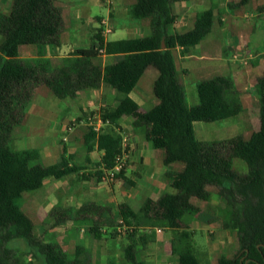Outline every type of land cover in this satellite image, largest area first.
Here are the masks:
<instances>
[{
    "label": "trees",
    "instance_id": "trees-1",
    "mask_svg": "<svg viewBox=\"0 0 264 264\" xmlns=\"http://www.w3.org/2000/svg\"><path fill=\"white\" fill-rule=\"evenodd\" d=\"M184 1L187 0H137L130 15L136 19L150 18L151 36L106 43L103 30L99 29L89 49L75 52L78 57L70 61L71 73L64 77L57 76L50 60L23 61L19 57L21 47L54 41L64 30L62 11L55 0H13L10 10L0 14V264H19L11 247L19 241L25 242L44 264H89L81 257V247L71 258L60 245L38 239L34 221L20 206L24 194L41 190L47 179L60 180L80 171L71 164L73 157L64 146L57 163L36 164L38 152L14 150L11 139L15 129L27 119V106L38 84L60 99H75L81 91L97 90L103 83L123 96L114 109L103 112V122L117 124L124 117L134 118L135 125L144 128L152 147L164 152L166 165L182 166L181 171L170 174L174 193L164 194L156 201L149 199L139 213L121 205L122 221L129 224L139 217L154 216L168 229L178 230L186 216L200 213L193 200L210 202V188H215L230 212L226 227L237 233L240 248L239 256L230 259L223 255L218 264H264V72L256 86L261 130L249 139L239 137L226 143L200 141L196 123L233 119L241 115L244 107L232 79L225 77L201 83L199 104H187L174 51L181 48L187 53L198 46L212 30L214 12L199 13L189 31L170 33L177 18L174 5ZM250 1L242 0L241 4ZM102 49L108 55L119 56L118 59L104 69L91 67L87 60L96 58ZM151 67L159 73L153 88L158 104L143 111L128 95ZM95 142L103 152L101 169L95 176L103 182L105 170L114 168L125 148L121 136L98 134L92 128L86 139L89 151ZM236 160L245 165V173L238 170ZM125 171L126 167L116 179L122 178ZM88 222L91 237L101 240L104 224L97 219ZM181 237L187 238L189 234L182 233ZM181 247L179 264H201L192 242ZM135 249L133 244L126 247L127 260L131 264H146L137 260Z\"/></svg>",
    "mask_w": 264,
    "mask_h": 264
},
{
    "label": "rangeland",
    "instance_id": "rangeland-1",
    "mask_svg": "<svg viewBox=\"0 0 264 264\" xmlns=\"http://www.w3.org/2000/svg\"><path fill=\"white\" fill-rule=\"evenodd\" d=\"M69 1L63 0L62 2L66 4ZM241 1L230 0L229 6L232 9L247 6L248 13L246 19H248L249 28L254 31L252 35L251 55H244L243 57H238L237 55V59L241 61L240 63H242V67L245 70L240 68L236 82L242 84L245 78L249 79L246 81L248 91L244 93V98L247 99L245 102L247 112L240 116L235 123L228 126L230 131L228 134L223 132L213 134L209 131L206 132L204 130L205 127H202L206 126L213 129L219 124L196 123L195 131L199 138L209 142L217 140L219 136L224 137V140L236 137L249 139L254 133L261 130V115L256 88L261 71L260 69H253L252 59L254 53H264V45L260 43V40L262 42L264 40V17H257L258 12H261L263 14L261 16H264V0H252L245 5L241 4ZM12 2L13 0H0V14L8 12ZM84 4L88 7L86 12L88 14L82 20L85 30L81 32V37L77 36L76 38L70 39V46L81 45L83 48H87L93 38L92 26H98L90 18L94 16H108V7L102 1L85 0ZM85 5L83 6L86 7ZM207 9L202 8L199 10V13ZM183 11L185 12V8L180 5H174V12L178 15V18ZM111 14L112 22L119 17L127 18L131 16L129 8L126 9L123 6L120 7V10L117 7L113 8ZM252 16H255V20ZM225 31L229 37L233 34L228 27ZM172 32L173 28L170 29V33ZM260 60H262L261 64L264 66V54L260 57ZM250 70L252 71L250 72ZM178 72L185 88L186 102L189 106H194L198 102L196 91L197 77L194 73L185 77L182 71L180 72L178 70ZM33 92L34 97L27 106V119L24 122L26 126L15 129L11 139V147L14 150L35 149L40 156V160L36 161V164L47 165L58 161L63 147L66 146L69 154L73 156L72 163H76L77 161L83 167V170L78 175L70 176L62 181L47 179L46 182L49 180L50 182L43 189L35 193H25L23 200L20 201V206L34 221L35 233L38 239L44 243L60 245L71 258L76 256L77 248L81 247V257L89 261V264H131L125 254V249L129 244L135 245V253L138 261H143L146 264H163L162 260L165 258L163 253L164 248L160 242V238L162 242L166 241L170 236L168 231L171 233L175 243L170 244L171 248H176L175 253L181 250L183 244L190 243L193 240L195 251L201 264H218V259L223 255L228 256L230 259L240 255L237 233L226 227L230 212L224 198L218 194L215 188H210L212 192L210 202L197 199L193 200L194 204L200 210V213L197 216H186L184 224L178 232H172L154 216L149 218L139 217L138 220H130L129 224L123 222L118 215V209L126 201L125 198L120 196L122 192L126 191L124 181L118 178L112 182L103 181L99 183L95 177L97 171L101 169L97 166L98 161H100L99 153L95 152L92 155H87L88 150L81 142L77 140H74L72 143L69 140L65 141V136L68 137L70 134L66 135L65 132L60 130L61 127L58 128L52 125V120L55 119L56 115L63 113L64 116H68L78 109V105L75 102H66L62 107L61 101L54 98L43 99L39 96L40 94L43 95L42 92H39L35 96L36 89L34 88ZM120 96L118 95V97ZM151 96L154 99L152 90ZM103 99V108H105L107 107L106 104L114 101V96L110 97L109 94H105ZM78 101L79 106L82 108H86L85 104L89 101L96 104L92 109L85 110L88 112V115L83 114V117L79 119H67V121L63 122L66 125V132L70 127L93 122L96 124L97 121H94L95 118L102 119L96 97L88 98L87 95L82 94ZM147 106H143L142 109L147 111L152 108L151 105L149 107ZM129 121L128 118H125V123L122 128L120 125L115 126V124L109 123L102 129L104 133L122 137L123 145L127 149L125 151L127 171L131 166H136L132 161H141L136 157L140 154L139 152L146 153L143 145L144 141L152 153L155 155L160 153L158 150L153 149L151 144L144 139V133L142 131L138 132L130 128ZM93 125L91 126L93 127ZM75 136L77 135L75 134ZM71 139L73 140L72 135ZM137 146L140 147L139 150H137ZM87 157L93 164L86 161ZM159 164V161H156L155 165L159 166ZM137 166L140 170L139 173L142 174L143 168L146 166L143 163ZM236 167L240 172H246L245 165L238 160H236ZM178 168L176 169L175 167V170L171 171L169 168L162 167L165 173L164 181L167 184V189L164 194L175 192L171 187L172 179L170 174L179 172ZM132 172L135 171L133 169L130 170L129 177H131ZM86 178H89V181ZM116 183H120V189H114ZM103 187L106 190V197L98 195L99 192L104 190ZM117 197H120L118 201L120 205L117 203L113 206L111 202L112 200L115 201ZM105 201H110V203ZM91 219H97L104 224L101 240H96L90 236L89 228L91 225L88 221ZM108 225H112V227ZM186 230H188L186 233L189 234V237H180ZM131 234H134V237ZM162 234L163 236L159 238V235ZM11 247L19 264H44L40 257L38 258L31 253L25 242L19 241L12 244Z\"/></svg>",
    "mask_w": 264,
    "mask_h": 264
},
{
    "label": "crops",
    "instance_id": "crops-1",
    "mask_svg": "<svg viewBox=\"0 0 264 264\" xmlns=\"http://www.w3.org/2000/svg\"><path fill=\"white\" fill-rule=\"evenodd\" d=\"M62 1L63 0H55V3H56V6L59 7L62 11L64 25H65L64 30L58 35V37L54 41L47 42L41 45H31V46L21 47L20 55H19L20 59H22L23 61H31V60H37V59L50 60L55 73L59 77H64L71 73V71L69 70L71 67L70 61L78 57L75 55V52L78 50L89 49L92 43L91 42L87 48H83L81 45H77V46L69 45V41L71 38H76L77 36L81 37V34H82L81 32L85 30V27L82 24V20L88 14L86 13L88 7L84 4L85 0H75V1L70 0L66 4H64ZM98 1H102V3L106 7H108V16L107 17L94 16L91 18L88 17L93 21V23L98 24V26L96 27L92 26L91 28L93 37L94 35H96L99 29L103 30L102 35L106 43L126 40V39L145 38V37L151 36L152 25H151L150 18L136 19L131 16H128L127 18L119 17L114 22H112L111 20V15H112L111 12L113 8L117 7V9L120 10V7L123 6V7H126V9L129 8V13H130L131 7L135 5L137 0H98ZM229 1L230 0H187L184 2H178L175 5H180L181 7L185 8V12L183 11V13H181L179 18H178V15L174 12L177 18L175 20V23L171 27L173 28L172 33L189 31L194 27L195 20L199 14L200 9L208 8L207 10H213L214 12V23H213L212 30L210 34L198 46L194 47L192 50H190V52H187V53H184L183 49L181 48H177L174 51V58H175L177 70H179L180 72L182 71L185 77L190 76L191 73H194L195 76L197 77L198 82L196 84V91H197V98H198L197 103L198 104H199L198 86L201 83L210 81L216 77L230 78L232 79L234 83V89L239 95V98L243 104L244 110L241 113V115L233 119L212 123V124H219L217 125V127L213 129H210L209 127H206V126H202V127H205L204 130H206V132L209 131V132H212L213 134H220L221 132L225 134L230 133L228 126L235 123L236 120L240 116L246 114L247 112V109H246L247 106L245 104L247 99L244 98V93L248 91V84L246 83V81H248L249 79L245 78L242 84H238L236 82V78H237V75L239 74L240 68H242V70H245L242 67V63H240L241 61L238 60L237 58L243 57L244 55L246 56L251 55L250 51H251V46H252L251 45L252 37H253L252 35L254 31L251 28H249V22H248V19H246L247 13H248V8H246L247 6L246 7L242 6L239 9L237 8L232 9V7L229 6L230 4ZM83 5H85L87 8L84 7ZM261 15L263 14L261 12H258L257 17H264ZM252 17L255 20V16H252ZM227 27L233 33L231 37H229L225 31ZM107 28L109 32H107ZM1 40L2 38L0 37V42ZM260 43L264 45V40L263 42L260 40ZM254 54H253L254 57L252 59V63L254 66L253 69L255 68L260 69V71L263 74L264 66L261 64L262 60H260V57L264 53H261V54L254 53ZM118 57L119 56L117 55H108L106 51L104 50V52L100 53L96 58H91L87 60V62L90 64L91 67H99L101 69H104L107 66V64L114 63L118 59ZM252 70H250V72ZM261 72L259 75L262 76ZM158 75L159 73L155 68H152V67L148 68L144 76L139 81L135 90H133V92L130 95H128V97L132 101H134L140 107L141 110H143L142 109L143 106L148 105L147 107H149L151 105L153 108L154 106L158 104V101L156 100L155 96H154V99L151 96V90L153 91L154 83L157 80ZM261 76H259V78ZM34 89H36L35 96H37L39 92H42L43 95L40 94L39 96H41L43 99L54 98L56 100H59L61 101L62 107L66 102L67 103L75 102V104L78 105V109L70 113L68 116H64L63 113L56 115L55 119L52 120V125H55L58 128L61 127L60 130L65 132L66 135L70 134L68 137L65 136L66 138L65 141L69 140V142L72 143L74 140H77L81 142L83 146L87 148V150H88V145L86 144V139L90 133V130L93 128L98 134L104 133L102 132V129L104 126H106L109 123H104L101 118L100 119L95 118L94 121L95 120L97 121L96 124H94V122L89 123V124H81L79 126L68 128L67 132L65 131L66 125H64L63 122L67 121V119H76V118L79 119L83 117V114L88 115V112H86L85 110L87 109L89 110L90 108L92 109L94 105L96 104L94 102L89 101L85 104L86 108H82L81 106H79L78 100H80V97L82 96V94L87 95L88 98L96 97L98 99V106L100 108L101 117L105 110L114 109L119 104V101L123 99L122 95L120 96V94L116 90L107 86L104 83L97 90L86 89L84 91H81L75 99L70 98V97L65 98V99H60L57 96H55L46 86L42 84H38ZM105 94H109L110 97L114 96V101L116 102L111 101L108 104H106L107 107L103 108L104 107L103 97ZM118 95L120 97H118ZM132 95L135 96V98H133ZM197 103L194 104V106L198 105ZM152 108H150L149 110H151ZM125 118H128L130 120L129 121L130 126H131L130 128L138 132L142 131L144 133V139L147 142H149L146 138V133H145L144 128L136 126L135 125L136 120L132 117L122 118L117 124H115V126L120 125L122 128L125 123ZM50 125H51V122H50ZM91 125H93V127ZM21 126L23 127L26 126V123L22 124ZM21 126L19 127L21 128ZM75 131H77V133H75ZM75 134L77 136H75ZM71 135L73 136V140L71 139ZM196 135L200 141L209 142V141L202 140L201 138H199L197 133ZM237 138L239 137L224 140L225 139L224 137L222 138L219 136L217 140H212L211 142L226 143V142L232 141ZM143 145H144V150L146 153L139 152L140 154L136 156L141 161H132V163L135 164L136 166H131L128 169V171L126 168L124 176L122 178H119L124 181V186L126 187V191L122 192V194L120 195L122 196V198H125L126 201H124L121 205L123 204L128 205L136 213H139L141 211L142 207L145 205V203L149 199H152L154 201L158 200L164 194L165 190L167 189V184L164 181L165 173L162 167L169 168L171 171H173L175 170L174 169L175 167L177 169L179 166L178 170L179 171L182 170V166L180 165L173 164V165L167 166L164 161V152L162 150H158L160 153L158 155L157 154L155 155L154 153L151 152V150L149 149V146L145 144V141ZM139 149L140 147L137 146V150ZM32 150H35V149H32ZM87 152H88L87 155H92V153L98 152L100 161H101L103 152H100L98 150V142H95V147L92 148L91 151L88 150ZM67 153L69 156L73 157L71 154H69L68 150H67ZM39 160H40V156H39ZM86 161L88 163L93 164L92 161H90L88 157ZM100 161H98L97 166L100 165ZM156 161H159L160 163L159 166L155 165ZM42 162L44 163V161ZM57 162L58 161L51 163V164H47L45 166L53 165ZM72 162L71 164L79 167L80 171L70 176L78 175L83 170V167L79 165L77 161L76 163H72ZM140 163H143V165L146 166L145 168H143L142 174L139 173L140 170L138 169V166H137ZM132 169L135 172H132L131 177H129V171ZM66 178H63L57 181H62ZM86 180L89 181V178H86ZM48 182H50V180ZM48 182H45L44 187L46 186ZM120 187H121L120 183L119 184L116 183L114 185L115 190L117 188L120 189ZM105 191H106L105 189L102 190L101 192L98 193V195L102 197H106ZM116 196H119V195H116ZM119 198L120 197H117L115 201L112 200L111 204L114 206L117 203H119L118 202ZM107 203H110V201ZM118 205H120V203ZM120 206L118 209L119 217H120ZM179 230H181V228L178 230H171V231L178 232ZM186 232H188V230H186L183 233H186ZM168 233L170 234L169 238L163 242L160 236H163L164 233L162 235H159L160 242L163 244V248H164L163 253H164L165 258L162 260L163 264H179V254L175 253L173 251V248H171L170 246L171 243H174L173 237L169 231ZM191 242L192 244L194 243L193 240H191ZM194 248H195V245H194Z\"/></svg>",
    "mask_w": 264,
    "mask_h": 264
},
{
    "label": "built area",
    "instance_id": "built-area-1",
    "mask_svg": "<svg viewBox=\"0 0 264 264\" xmlns=\"http://www.w3.org/2000/svg\"><path fill=\"white\" fill-rule=\"evenodd\" d=\"M107 32H109L108 28H107ZM102 52H104L103 49L100 51V53H102ZM125 151H127L126 148H125L123 154L117 157L116 164L112 170H109V171L105 170V175H104L103 181H105V182L106 181H108V182L114 181L116 179L117 175H119L122 172V170L126 167Z\"/></svg>",
    "mask_w": 264,
    "mask_h": 264
},
{
    "label": "water",
    "instance_id": "water-1",
    "mask_svg": "<svg viewBox=\"0 0 264 264\" xmlns=\"http://www.w3.org/2000/svg\"><path fill=\"white\" fill-rule=\"evenodd\" d=\"M163 47H165V45L163 44Z\"/></svg>",
    "mask_w": 264,
    "mask_h": 264
}]
</instances>
